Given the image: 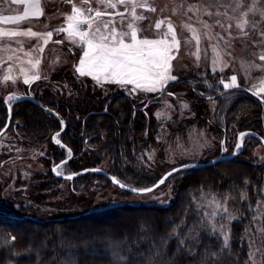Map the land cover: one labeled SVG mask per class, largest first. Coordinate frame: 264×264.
<instances>
[{"label":"rangeland","instance_id":"1","mask_svg":"<svg viewBox=\"0 0 264 264\" xmlns=\"http://www.w3.org/2000/svg\"><path fill=\"white\" fill-rule=\"evenodd\" d=\"M137 2H146L155 11L137 8V15H143L145 19L134 21L130 4L107 9L98 0H90L88 4H84L83 0H72V3L67 0H40L39 6L43 15L13 23L11 19L5 18L22 16L26 6L13 3L12 0H0V33H23L30 29L40 34L37 37L17 35L11 38L0 35V96L5 100L7 96H16V93L38 100V97L46 94L45 90L52 93L54 100L67 105L75 101L81 107L85 103L88 107L83 108L84 112H99L103 106L107 107L106 104L114 96L130 99L135 109L145 107L142 114L146 126L152 125V132L150 137L146 131L142 134L145 140L143 144L132 141L130 147L128 146L130 157L126 156L123 162L125 167L135 168L140 175L138 177H155L156 181L135 188L128 184L132 180L128 176L123 177L125 180L114 176L121 183L138 190L152 186L173 168L205 163L241 151L233 158L235 164L216 170L219 184L223 188L219 190L209 181L186 191L192 204L190 215H195L196 220L189 231H176L174 236H179L180 243L185 245L199 231L207 232L219 238L224 246V237L227 235L229 248L234 238L233 226L243 223L244 235L241 241L248 249L246 264H264V173L261 185L253 187V193L250 194L244 187L228 188L233 179L223 170L242 165L264 169V147L261 144L249 146V142L253 141L247 137L251 135L245 136L241 150L235 148L239 134L252 131L256 127L255 112L251 115L237 113L235 120L230 117V111L241 98L237 90L248 89L255 94L259 93L258 96L264 103V92L260 91L264 88V60L260 59L264 55V16L261 15L264 13V0ZM73 4L88 16L94 15V12H88L89 8L109 13L123 12V23L119 16H104L103 19H114L115 26L124 30H127V23L136 24L141 30L138 38H159V31L165 29L162 27L158 31L155 24L160 20L170 22L179 41L178 51L173 52L175 59L171 61V74L176 79L169 81L161 91L144 92L131 91L133 85L97 83L91 76H81L76 68L83 55L82 46L73 44L65 32H57V29L67 26L65 18L72 14ZM245 19L248 23L241 31L236 25ZM188 25L194 31L189 30L186 27ZM94 28L95 25L93 30ZM49 32L52 33L50 39L46 35ZM45 39L48 40L47 44L44 43ZM218 54L221 62L216 64L214 61ZM36 61L40 63L36 64ZM73 74H77L74 81L69 79ZM25 75H39L41 78L26 85L23 83ZM233 75L237 77L239 88L225 89L220 81L230 83ZM5 76H11L13 80L5 81ZM14 103H11V109ZM184 104L188 108H184ZM259 117L261 119L260 115ZM76 118L80 120L81 115ZM242 122H248L243 131V126L240 125ZM260 127L264 132V124ZM55 137L60 140L59 136ZM246 139L248 146L245 144ZM54 140L53 136V142ZM54 143L56 144V140ZM102 144L104 142L90 146L100 150ZM48 150V145L30 146L9 129L0 138V217L15 215L26 205L31 206L36 214L27 209L25 214L38 219L60 214H84L120 205L166 208L175 201L181 192L185 176L193 170L177 172L154 191L143 194L128 193L112 183L97 179L76 182L74 189L71 180L62 177L72 174L64 168L67 162L55 168L56 171L53 169L59 162H52L49 166L46 164ZM66 151V158L70 157L72 153L68 149ZM98 153L101 162L96 167L111 169L110 166L115 163L111 156L100 151ZM237 163L239 164L236 165ZM57 171L61 174L57 175ZM50 172L60 180L49 181L46 175ZM206 172L201 171L200 174ZM19 180L26 182V186H18ZM245 182L248 180L245 179ZM32 183L46 184L41 192V203L34 204L25 198V193H21L26 192ZM245 186L248 184L245 183ZM14 191L19 192L18 198L11 195ZM217 203L220 205L219 209L216 207ZM213 228L216 230L213 231Z\"/></svg>","mask_w":264,"mask_h":264},{"label":"trees","instance_id":"2","mask_svg":"<svg viewBox=\"0 0 264 264\" xmlns=\"http://www.w3.org/2000/svg\"><path fill=\"white\" fill-rule=\"evenodd\" d=\"M76 75L73 74L69 79L74 81ZM44 92L46 94L38 97V100L54 110L66 123V128L59 135L64 146L53 142V136L63 128V123L57 116L43 111L30 101H17L13 104L9 130L32 147L48 145V166L52 162L64 160L68 149L72 158L64 168L73 174L83 168L99 166L100 151L102 154L108 153L115 162L110 166L111 169L105 171L119 180H125L123 177L128 176L132 179L128 184L135 188L156 181L155 177H138L140 175L136 169L125 167L123 162L126 156L130 157L128 146L132 141L143 144L145 140L142 134L145 131L150 137L153 127L146 126L142 114L145 107L135 109L130 99L114 96L106 104L107 107L103 106L99 112H84L83 108L88 107L85 103L81 107L75 101L67 105L54 100L52 93ZM237 93L241 94V98L230 111L231 120H235L237 113L251 115L255 112L256 127L252 131L264 137L260 127L264 124V103L243 89L237 90ZM78 115H81L80 120L76 118ZM7 119L8 108L0 96V130ZM246 124L248 122L240 124L243 126L242 131ZM247 139L253 141L249 142V146L260 144L254 136H248ZM247 139L245 144L248 146ZM101 142L104 144L100 150L90 146ZM235 163L231 159L192 170L185 176L175 201L166 208L120 205L84 214H60L38 219L25 214V209L36 214L31 206H23L21 212L15 215L0 217V264H246L248 249L241 241L244 235L243 223L233 226L234 238L229 248H224L219 238L207 232L199 231L185 245L174 236L176 231H189L196 220L195 215H190L192 204L186 191L209 181L220 190L223 186L219 184L216 170ZM223 170L233 179L228 188L244 187L250 194L253 193V187L261 185L264 173L263 168L254 169L243 165ZM201 171L207 172L200 174ZM50 173L46 175L49 181L60 180ZM92 179L111 183L103 175L93 172L74 178L71 184L75 189L76 182H89ZM17 184L26 186V182L20 180ZM45 185L32 183L26 192L21 193H25L26 199L38 204L43 200L41 192ZM11 195L18 198L19 192L14 191Z\"/></svg>","mask_w":264,"mask_h":264},{"label":"snow or ice","instance_id":"3","mask_svg":"<svg viewBox=\"0 0 264 264\" xmlns=\"http://www.w3.org/2000/svg\"><path fill=\"white\" fill-rule=\"evenodd\" d=\"M16 4H24L25 10L22 16L15 18H5L6 20L11 19V22L18 23L22 19L30 17H39L43 15L40 9V0H12ZM68 3H72V0H67ZM90 0H83L84 4H88ZM98 2L104 5L107 9H116L118 5H131V15L134 21H143L145 17L143 15H137V8H144L148 11H155V8L150 7L146 2L138 3L137 0H98ZM191 11V9H189ZM251 11V9H249ZM88 12H94V15H85L84 11L73 4L72 14L66 16L67 26L64 28L57 29V32H65L73 44H79L83 48V55L79 61V66L76 71L81 76H91L97 83H116L120 85H133L131 91H144V92H156L163 90L167 83L171 80H175L176 76L172 75V64L171 61L175 59L173 54L174 50L178 51L179 41L176 36L175 28L170 22L160 20L155 24V29L159 31V38L148 39L138 38V33L141 31L136 24L129 22L126 25V29H118L115 26L114 19L104 20V16H119L121 22L124 20V13H109L101 11L99 9L93 10L88 9ZM211 15V13H209ZM247 16V13L244 14ZM264 16V13H261ZM248 23L247 19L237 24L236 27L241 31L244 30L245 25ZM95 28L93 30V26ZM84 26V27H82ZM191 29V26H186ZM231 27V26H230ZM194 31V30H193ZM2 36L14 37L17 35H27L30 37H37L40 34L31 31L27 32H2ZM50 39L52 33L46 34ZM44 43L47 44L48 40L45 39ZM61 43V41H56ZM43 49H41L42 51ZM197 59L199 55L197 54ZM261 60H264V55H261ZM221 58L217 55V60L214 63L219 64ZM40 61H36L39 64ZM35 67V65H33ZM215 70V69H214ZM223 70L222 68L220 69ZM39 75L28 77L25 75L23 80L24 84H31L34 81L39 80ZM5 81H11V76H5ZM220 83L225 89H238L237 77L233 75L230 78V83H226L221 80ZM261 92H264V88H261ZM169 95H172L169 93ZM259 95V93H256ZM22 97L9 96L8 101L9 110L11 111V103H14ZM184 108H188L187 104L183 105ZM160 115L159 113L157 114ZM59 134H57L58 136ZM248 133H241V143L235 145L236 149H240L243 145L242 142ZM56 143H60L59 139H56ZM56 171V169H53ZM179 171V169H174ZM61 173L57 171V175ZM169 173L168 175H171ZM67 179H71V176H67ZM167 177H165L166 179ZM114 182L119 183L118 181ZM164 179L160 181L163 183ZM124 187L123 184H120ZM132 191H151L152 189H131ZM216 207L219 209L220 205L217 203ZM226 212L227 209H224ZM215 215V213H213ZM216 229L213 228V231ZM15 239V237H13ZM178 242L180 241L179 236L176 237ZM182 243V242H181ZM229 245V236L224 237V246L227 248ZM123 259V257H121Z\"/></svg>","mask_w":264,"mask_h":264},{"label":"water","instance_id":"4","mask_svg":"<svg viewBox=\"0 0 264 264\" xmlns=\"http://www.w3.org/2000/svg\"><path fill=\"white\" fill-rule=\"evenodd\" d=\"M243 90L246 91V92H248V93H250L251 95H253L256 98H258V99L261 100V98L258 95H256L254 92H252V91H250L248 89H243ZM14 95H16L17 97H22V99H20L19 101H24V100L25 101H30V102L36 104L38 107H40L43 111H45L47 113L54 114L55 116H57L59 118V120L63 123V128L57 134L60 135L64 131V129L66 128V123L61 119V117L59 115L56 114V112L54 110H52L50 108H47V107H44L43 104L39 100H37V99H35V98H33V97L29 96V95H20V94H16V93ZM4 101H5V104H6L7 108H8V119H7V122H6L5 126L0 130V138L9 129L10 123H11V120H12L11 111L9 110V104H8V96L5 98ZM241 133H248L249 135L256 137L259 140L260 144L264 147V138L261 137V136H259L256 132H253V131H243ZM57 134H55L54 137L57 136ZM240 134L238 136L239 137L238 143H241V141H240ZM54 142H55V140H54ZM56 144L57 145H60V146H64L61 142L59 144L58 143H56ZM239 150H241V148ZM240 152L241 151L236 152L233 155L228 156V157H218V158H214V159H212V160H210L208 162H205V163H200V164H186L184 166H179V167L173 168L172 170H170V171L166 172L164 175H162L161 178H159V180L155 184H153L152 186L146 188V189H152L151 191H146V192L132 191L131 189H135V188H132L130 186H127V185L121 183L113 175H111L107 171H105V170H103L101 168H98V167L85 168V169H82V170H80V171H78L76 173H73V174H70V175H66V176H62V177L63 178H66L67 176H71L72 178L69 179V180H73L74 178L79 177V176H82V175H84L86 173L96 172V173L101 174L104 177H106L112 184H114L115 186H117L118 188H120L123 191H126L128 193H132V194H143V193H149V192L154 191L161 184H163L169 177H171L173 174H175L177 172H180V171H183V170H186V169L196 170V169H200V168L209 167V166H212V165L216 164L217 162H221V161H225V160H231V159L235 158L237 155H239ZM71 158H72V155L70 157H67L66 159L60 161L54 167V169L57 168V167H59L60 165H62L64 163L68 162ZM174 169H179V171H174ZM169 173H172V174L171 175H168ZM165 177H167V178L165 179ZM114 179H115V181H118L119 183L114 182ZM162 179H164V182L163 183H160V181ZM120 184H123L124 187H121Z\"/></svg>","mask_w":264,"mask_h":264}]
</instances>
